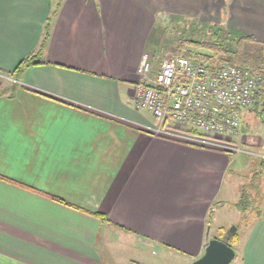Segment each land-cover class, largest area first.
Segmentation results:
<instances>
[{
  "label": "crops",
  "instance_id": "crops-1",
  "mask_svg": "<svg viewBox=\"0 0 264 264\" xmlns=\"http://www.w3.org/2000/svg\"><path fill=\"white\" fill-rule=\"evenodd\" d=\"M53 3L0 0V72L37 49ZM212 16L264 41V0H62L41 63L0 77V264H190L233 233L239 153L157 136L135 104L161 21ZM235 247L264 264V201Z\"/></svg>",
  "mask_w": 264,
  "mask_h": 264
},
{
  "label": "built area",
  "instance_id": "built-area-1",
  "mask_svg": "<svg viewBox=\"0 0 264 264\" xmlns=\"http://www.w3.org/2000/svg\"><path fill=\"white\" fill-rule=\"evenodd\" d=\"M151 59L145 52L140 61L135 104L159 120L149 126L153 134L226 152L256 154L231 138L240 133L241 109L252 106L260 87L264 89L261 74L230 61L208 65L185 56H167L155 71ZM192 129L199 133H191ZM257 155L264 159V153Z\"/></svg>",
  "mask_w": 264,
  "mask_h": 264
},
{
  "label": "trees",
  "instance_id": "trees-1",
  "mask_svg": "<svg viewBox=\"0 0 264 264\" xmlns=\"http://www.w3.org/2000/svg\"><path fill=\"white\" fill-rule=\"evenodd\" d=\"M62 0H55L52 10L46 18L41 41L35 51L23 58L18 66L11 72V75L17 80L20 79L23 71L31 65L41 63L39 60L45 51L51 31V22L57 14ZM196 22H191V32L188 28L183 29L181 37L175 42L174 49L169 56H185L195 61H203L208 65H215L220 62H234L238 65L248 66L253 73L261 74L262 80L260 85L264 84V41L258 40L252 35L244 32H239L234 29L226 28L218 23H212L207 28L208 34L196 32ZM195 26V27H194ZM189 32V33H188ZM159 44H163V37H159ZM157 44V45H159ZM156 52V51H155ZM264 100V89L260 87L256 97L255 103L259 104ZM191 133L198 134V130L192 129ZM252 194L243 189L240 200L237 203L243 212L247 211L248 206L251 205ZM101 220H106L105 214L100 212H92ZM225 240L228 244L234 247L237 243L238 237L236 233L229 237L223 235L217 236ZM235 248V247H234Z\"/></svg>",
  "mask_w": 264,
  "mask_h": 264
},
{
  "label": "rangeland",
  "instance_id": "rangeland-1",
  "mask_svg": "<svg viewBox=\"0 0 264 264\" xmlns=\"http://www.w3.org/2000/svg\"><path fill=\"white\" fill-rule=\"evenodd\" d=\"M228 3L230 0H226ZM222 10V12H224ZM216 19V20H215ZM216 21V22H215ZM192 20L188 22V20H179V19H166L162 20L161 24L164 25L165 27L163 28L162 34V39H163V44L158 45L157 52L154 50L148 49V52L151 54L152 59L151 61L153 62V69L156 71L158 70V66L161 63V60L166 58L173 52L172 50L174 49L175 42L181 37L183 29L189 30L191 32V24ZM221 20L218 18H214L212 16L211 23H219L221 26L226 27L225 23L223 22L222 24L220 23ZM209 21L203 20L202 18H197L196 19V32L197 33H204L207 35L208 30L207 28L211 24ZM194 26V27H195ZM188 32V33H189ZM140 65V64H139ZM139 67V66H138ZM0 77L4 80V82H8L10 84H16L14 77L11 75V73H5V72H0ZM257 95V94H256ZM256 97V96H255ZM264 105V100L257 104L254 103L252 106L249 108H243L241 109V126L244 127L243 132H241L240 128V134L242 135L241 137L243 138L241 140V144H239V141L234 138L238 135L233 136L231 139L233 140L234 143L239 144L241 147L245 146V149H250L256 154H248V153H243V152H237L239 153V177L236 175L230 177L229 176V181L232 180V184L229 183V188L233 187L234 183L239 182V189L241 192L244 190H247L248 193L252 194V203L250 206H248L247 211L243 212L242 209L239 208V223L235 225L237 227L239 225L238 230L236 229L235 232L237 234L238 240L237 243L239 242L241 238V234L244 232V229L246 227H249L252 223H254L256 220H258L261 217L262 214V204L264 201V159L260 156H258V153H264V109H258L259 106ZM264 107V106H263ZM261 110V111H260ZM243 133V134H242ZM240 137V138H241ZM204 147V146H202ZM236 153V152H232ZM239 180H237V179ZM235 186V185H234ZM231 194L229 193V197ZM232 199L229 198L226 201V205L223 206L220 211L218 212L220 216L226 217L227 223L229 220H235L238 218L235 216V205L232 204ZM228 231H231V229L234 227L233 224L228 223ZM232 233V234H233ZM236 243V245H237ZM235 245V246H236ZM234 246V247H235ZM236 248V247H235ZM230 264H237L236 261H231Z\"/></svg>",
  "mask_w": 264,
  "mask_h": 264
},
{
  "label": "water",
  "instance_id": "water-1",
  "mask_svg": "<svg viewBox=\"0 0 264 264\" xmlns=\"http://www.w3.org/2000/svg\"><path fill=\"white\" fill-rule=\"evenodd\" d=\"M236 227L232 228V232ZM235 248L220 238H211L205 247L204 254L190 264H230L235 258Z\"/></svg>",
  "mask_w": 264,
  "mask_h": 264
}]
</instances>
